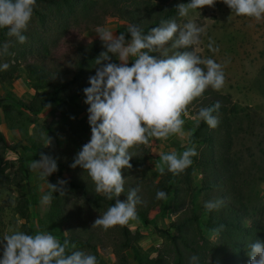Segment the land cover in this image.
Returning <instances> with one entry per match:
<instances>
[{"label":"trees","instance_id":"1","mask_svg":"<svg viewBox=\"0 0 264 264\" xmlns=\"http://www.w3.org/2000/svg\"><path fill=\"white\" fill-rule=\"evenodd\" d=\"M176 9L177 5L170 4L169 0H36L24 33L27 36L24 44L8 37L7 29L0 28V46L10 43L9 54L0 55V64L10 65L8 70L0 71V83L21 74L53 79L49 90L35 91L23 99H0V108L5 109L3 102L9 100L19 109V114L37 117L49 109L47 121L36 124L25 145L19 143L10 147L0 129V186L16 189L28 186L29 172L23 155L18 157L15 173L5 175L4 157L9 149L20 150L35 160H39L41 154L55 159L58 168L55 175L66 181L67 194L52 193L46 215L47 232L61 242L68 240L75 244L76 249L69 246V253L80 250L96 256L97 264H104L98 245L111 250L112 264H190L192 255L199 256V264H249L247 245L255 239L264 241V206L249 204L232 155L231 119L237 114V107L230 95L211 87L193 100L185 112L195 109L198 115L200 108L219 101L221 108L213 113L218 117V126L210 128L202 120H196L187 144L195 146L198 155L192 157V164L179 174L169 172L167 167L164 174L158 170L147 174L151 153L146 144H137L128 150L132 156L131 168L122 169L124 191L109 200L105 194L95 191L94 182L86 171L71 167L73 157L91 136L89 106L81 103L86 99L83 90L90 87L89 77L96 74L98 67L95 60L106 49L100 39L88 43L74 40L73 55L64 60L56 55L59 41L74 27L83 26L89 31L102 26L107 16L124 22L127 30L136 25L147 35L161 21L175 19L178 22ZM171 44L172 41L165 46L168 55L176 51H193L192 47L174 49ZM163 53L164 49H161L151 54L158 57ZM196 55L201 57L198 53ZM112 62L119 64L115 56ZM131 64L130 60L129 66ZM80 114H83L81 118ZM51 184H57L53 177ZM134 188L139 189L137 196L141 201L136 206L135 219L107 230L93 227L99 215L114 205L116 199L126 201L129 191ZM158 190L164 191L167 198L156 199ZM28 191L27 196L18 199L15 212L24 221L23 232L34 235L38 229L31 223V208L37 204V199L34 190ZM210 200H222L223 204L208 211L204 204ZM155 208L163 213L151 219L149 213ZM162 215L170 216L166 227H159L156 223ZM131 221L152 227L160 239L159 246L152 253L142 248L140 243L144 235L139 228L130 229L128 224ZM220 226H223L222 230L214 236L212 230ZM210 235L215 237L214 241L209 239ZM2 256L0 247V259Z\"/></svg>","mask_w":264,"mask_h":264},{"label":"clouds","instance_id":"2","mask_svg":"<svg viewBox=\"0 0 264 264\" xmlns=\"http://www.w3.org/2000/svg\"><path fill=\"white\" fill-rule=\"evenodd\" d=\"M237 16L255 18L264 17V0H223ZM36 0H0V28L7 29L6 35L14 37L24 44V34L32 18ZM214 0H190V3L177 5L178 14L187 16L190 10L212 6ZM204 31L194 22H187L181 28L175 19L161 21L147 35L136 25L128 27L131 40L126 42L125 33H114L98 27L96 33L106 51L100 53L95 63L96 74L89 77L90 87L85 88V104L88 107V122L91 128L90 141L73 157L72 168L80 167L94 182L95 191L103 193L111 200L124 191L122 169L131 168L132 156L129 149L137 144H146L149 139H167L170 135H185L182 115L189 104L211 87L219 90L223 87L225 76L223 66L211 58H201L194 51H176L167 54L166 45L172 41L174 49H186L198 44ZM10 43L0 46V55L9 54ZM211 51L213 42L208 45ZM164 49L163 55L151 53ZM115 56L119 64L112 62ZM130 57L132 64L129 66ZM203 65L204 67H201ZM9 63L0 64V71H6ZM51 107V105H47ZM221 108L219 101L214 105L200 108L197 119L210 128L218 126L216 113ZM49 138V137H48ZM50 141V139H49ZM51 142V141H50ZM198 155L195 146L186 148L182 153L172 151L161 154V163L156 165L160 174L165 167L173 174H179L192 164V157ZM31 169L41 178L55 173V159L40 155L33 160ZM48 181V179H47ZM50 193L42 196L41 202L48 204L59 192L67 194L66 181L58 180L53 185L48 182ZM138 188L131 189L126 201L116 199L114 205L99 215L93 227L107 230L123 225L137 217L136 206L141 203L137 196ZM167 194L158 190L156 199H166ZM222 200H210L204 207L208 211L216 210ZM223 226L213 229L218 235ZM3 257L0 264H97L96 256L80 250L67 251L75 244L61 242L50 232H38L29 235L21 231L5 235ZM249 264H264V241L255 239L247 245ZM190 264H199V256L192 255Z\"/></svg>","mask_w":264,"mask_h":264},{"label":"rangeland","instance_id":"3","mask_svg":"<svg viewBox=\"0 0 264 264\" xmlns=\"http://www.w3.org/2000/svg\"><path fill=\"white\" fill-rule=\"evenodd\" d=\"M172 5L187 4L190 0H169ZM194 22L204 31L199 37V43L192 47L201 58H211L223 66L225 82L218 91L230 95L237 107V114L232 117L233 148L232 155L237 169L239 181L245 187V194L251 206H264V17L257 20L251 17L237 16L223 2L214 0L212 6L201 9L190 10L187 16L181 17L177 24L182 28L187 22ZM126 24L116 17L107 16L102 28L119 36L125 33V40L129 42L131 36L127 34ZM84 30L83 26L72 28L61 38L56 49V55L64 60L73 55L72 42L79 40L84 43L100 39L96 29ZM213 42L211 51L209 42ZM134 59L130 57V60ZM119 62V60H118ZM120 63V62H119ZM53 85L52 78H37L30 74H21L20 77L12 79L4 84L0 83V99L3 101L23 99L34 94L35 91L49 90ZM9 101V100H8ZM3 102L5 109L0 108V129L4 134L7 144L11 147L19 143L26 144L27 138L34 133L37 123L47 121L49 109L44 110L39 116H29L26 113L19 114V109ZM85 100L81 103L84 104ZM196 110L184 113L183 131L185 135H170L167 139L150 138L146 143L151 153L147 162L146 173L157 170L156 165L161 163V154L176 151L182 153L188 146V136L197 120ZM83 114H80L81 118ZM91 136L85 142L90 141ZM23 155L26 159V167L29 172L28 186L16 189L11 186H0V247L5 235L16 231L23 232L24 221L16 214L15 206L19 198L34 190L37 204L31 208V223L38 232L49 230L46 223V215L49 203L41 202L42 196L50 193L48 182L51 184L52 177L61 180L53 173L48 178H41L37 171L31 169V162L35 159L31 155L22 154L20 150H10L4 157V173L12 176L17 168L18 157ZM166 168V167H165ZM200 175H197L199 180ZM48 179V181H47ZM29 187V189L27 188ZM163 213L158 208L149 213L160 216ZM159 225L166 227L170 216H161ZM131 230L141 228L144 238L141 241L142 248L152 253L160 244V239L153 232L152 227H143L137 221L129 222ZM158 225V226H159ZM211 241L215 240L213 235L208 236ZM98 253L104 264H112L114 257L111 250L100 245L97 246ZM3 257V256H2ZM1 257V259H2Z\"/></svg>","mask_w":264,"mask_h":264},{"label":"crops","instance_id":"4","mask_svg":"<svg viewBox=\"0 0 264 264\" xmlns=\"http://www.w3.org/2000/svg\"><path fill=\"white\" fill-rule=\"evenodd\" d=\"M149 216H150V215H149ZM154 216H155V215H153V216L150 217V218L152 219V218H154ZM160 219H161V218H160ZM158 220H159V218H157V220H156L157 225H159V221H158ZM159 227H162V226L159 225ZM139 229H141V228H139Z\"/></svg>","mask_w":264,"mask_h":264}]
</instances>
